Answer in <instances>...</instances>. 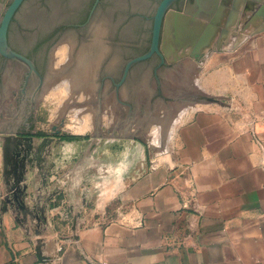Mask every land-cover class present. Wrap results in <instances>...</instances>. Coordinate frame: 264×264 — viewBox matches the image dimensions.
<instances>
[{
    "label": "crops",
    "instance_id": "obj_1",
    "mask_svg": "<svg viewBox=\"0 0 264 264\" xmlns=\"http://www.w3.org/2000/svg\"><path fill=\"white\" fill-rule=\"evenodd\" d=\"M204 67L219 101L149 134L145 146L129 136L123 150L115 116L83 138L52 111L38 118L50 108L45 98L29 121L0 106V130L14 129L0 133V264H48L39 238L56 264H264V31L230 36ZM55 124L61 133L50 132ZM25 135L53 138L45 167L19 185L28 207L45 208L41 222L3 200Z\"/></svg>",
    "mask_w": 264,
    "mask_h": 264
},
{
    "label": "flooded vegetation",
    "instance_id": "obj_2",
    "mask_svg": "<svg viewBox=\"0 0 264 264\" xmlns=\"http://www.w3.org/2000/svg\"><path fill=\"white\" fill-rule=\"evenodd\" d=\"M13 1L0 0V32L3 17ZM157 1L158 7L162 0ZM30 2L31 0H22L17 6L6 30L5 43L7 47L4 49L0 45V106L13 117V120L29 121L33 118L36 106L42 103L50 86L64 82L63 79L61 80V76L56 77L54 75V70H58L61 64V66H67L71 61H78L79 56L89 50L95 37V26L100 24L97 20V14L103 7L105 0H77L65 8H56L54 14L44 17L40 26L34 30V34L28 36L22 33L26 25H23L24 21L20 19V16H25ZM52 2L59 3V0H52ZM186 5L187 0H175L169 9L183 11ZM157 7L152 14L147 15V18L152 21V28L150 30L151 37L146 47L128 56L122 63L118 41L119 27H113L109 24L102 36L107 50L94 70L92 81L90 80L91 84H94L90 85L92 89L86 90L83 86L73 87L71 100L68 104L74 105L77 109L85 104L90 103L92 105L91 109L97 123L93 134H102L98 122L103 115L102 106L106 101L115 108L111 114L117 119L116 130L114 131L116 134L120 133L123 136L126 133L137 136L143 134V131L149 126V121L145 120L144 115L153 110V101L151 100V91H148L145 84L142 83V79L149 71H152L156 79L158 93L166 101L167 96L163 92L162 71H166V74L170 75L171 73L179 74L185 69L186 58L170 61L165 55L162 58L158 52H154L145 59L135 61L128 67V63L132 59L146 54L151 49ZM57 14L62 18L55 19ZM163 36L164 20L160 32V43H162ZM62 42L68 44V54L64 60H60L58 55L54 54L56 47ZM10 51H15L30 59L35 68L32 69L23 60L11 56ZM98 53L97 51H89V55L92 56ZM59 60L61 64H58ZM178 93V96L181 95L179 97L187 94L189 97V94L193 92ZM123 105H126L124 113H122ZM67 107L59 109L58 114L61 123L67 120L68 111L71 109ZM77 109H74L73 112H77ZM42 111L43 114L47 113L46 109H42ZM138 121L137 130H131L130 123ZM113 129L105 131L104 134L112 133ZM56 130L52 127L50 132L55 134ZM59 130L61 133L62 130ZM38 132H43V129L38 130Z\"/></svg>",
    "mask_w": 264,
    "mask_h": 264
},
{
    "label": "water",
    "instance_id": "obj_3",
    "mask_svg": "<svg viewBox=\"0 0 264 264\" xmlns=\"http://www.w3.org/2000/svg\"><path fill=\"white\" fill-rule=\"evenodd\" d=\"M22 0H14L8 7L1 25L0 45L5 49L6 30L9 20L17 6ZM175 0H162L155 14L153 42L149 52L132 59L128 67L135 61L150 57L154 52H158L162 58L167 56L170 61L180 58L195 59L197 62H203L204 59L215 50H221V44L229 39L230 36L242 39L255 33L264 31V0H187V5L183 11L169 9ZM165 18V19H164ZM164 20V36L160 43V32ZM4 49H2L4 51ZM163 52H162V51ZM11 56L17 57L26 62L32 69L34 65L30 59L15 51H10ZM173 59V60H172ZM185 69H189L186 65ZM192 89L181 82L179 91L190 93ZM192 92V91H191ZM188 99L197 101L211 102L219 101L216 97L203 94H195ZM151 119L160 118L151 114ZM57 124L53 127L57 129ZM13 132L14 129L0 130L1 134ZM57 129L55 134H59ZM23 140L16 143L17 149L14 150L15 158L11 160L15 171L14 180L9 186V192L4 202L11 203L18 213L25 216L30 215L37 222H41L45 208L35 206L30 208L26 205L23 195L24 190L20 189V182L25 178V173L30 169L45 167V151L48 145L53 141L52 136H45L40 141L34 143L33 137L22 136ZM29 140V142H27ZM53 167V166H52ZM51 168L46 169L47 173ZM46 175V174H45ZM46 182V181H45ZM25 185L23 186V188ZM23 190V192H21ZM80 222V213L76 214L73 231L77 238V227ZM45 240H37V251L40 258L48 264H56L58 255H51L43 252Z\"/></svg>",
    "mask_w": 264,
    "mask_h": 264
},
{
    "label": "rangeland",
    "instance_id": "obj_4",
    "mask_svg": "<svg viewBox=\"0 0 264 264\" xmlns=\"http://www.w3.org/2000/svg\"><path fill=\"white\" fill-rule=\"evenodd\" d=\"M77 0H59V3H53L52 0H31L27 6L26 14L24 17L20 16V19L24 21L25 30H22L23 35L32 36L34 30L40 26L41 21L44 17L52 16L56 11V8H65L74 4ZM157 0H105L103 7L97 14V20L99 23H103L106 29L108 25L111 24L113 27H119V45H120V60L125 62L126 58L146 47L148 40L151 37L152 21L147 18V15L152 14L157 7ZM62 17L57 14L55 19H61ZM68 44L65 42L60 43L56 47L54 54H57L60 60H64L68 54ZM113 54V52H112ZM59 60V61H60ZM206 58L203 62H197L195 59L186 58L184 64L189 65V69L182 70L179 74L167 75L166 71H162V84L163 92L167 96V100L162 99L159 95L156 87V79L152 73L149 71L147 75L142 79V83L148 91H151V100L153 101V110L144 115L145 120L149 121V126L143 131L140 136L134 137L136 143H142L144 146L150 141L149 134L153 133L157 136H162L163 133L173 129L178 122H180L186 114L200 106L208 105V102L197 101L188 99L187 95L182 97L178 96L180 83L184 81L195 94H203L211 97H216L215 92L211 89L212 87L208 83V75L206 74V69L204 64ZM69 90V91H68ZM72 89L69 88L68 83H60L56 86H50L49 90L45 95V101L48 102L50 106L47 113L38 118L45 119L48 117L49 112L52 111L49 118L59 119V109L61 107L71 108L68 111L67 124L69 133H80L78 136L83 138L90 137L91 134L95 133V127L97 126L96 120L94 118L93 112L88 107L89 104H85L77 109L74 105H69L71 100ZM193 93L189 94L190 97ZM44 100V99H43ZM163 100V101H161ZM105 105H111L107 101ZM112 106V105H111ZM78 110L73 112V110ZM115 108H111V113ZM114 110V111H113ZM126 111V105L122 107V113ZM110 113V114H111ZM111 114V115H112ZM151 114H154L160 118V124L157 125V120L150 118ZM105 111L101 117L102 122L109 123L110 119L113 120L114 116H111ZM111 116V117H109ZM41 119V120H42ZM162 124L166 127H163ZM85 127L82 129V127ZM167 128V131H166ZM135 129L134 131H136ZM45 132V130H43ZM126 133L125 137L122 139L123 150L125 149V144L129 143V136H135L133 134L128 135ZM148 159V157H147Z\"/></svg>",
    "mask_w": 264,
    "mask_h": 264
},
{
    "label": "bare ground",
    "instance_id": "obj_5",
    "mask_svg": "<svg viewBox=\"0 0 264 264\" xmlns=\"http://www.w3.org/2000/svg\"><path fill=\"white\" fill-rule=\"evenodd\" d=\"M105 30L106 27L102 23L96 24L94 40L89 47V50H87L85 54L79 56L78 61H71L67 66H61L62 64L58 61V64L61 65L58 70H54V75L56 77L61 76V80L63 79L64 82L68 83L70 89L75 86H83L86 90L92 89L90 85L94 84H91L90 80L93 77L95 68L98 66V63L107 50L102 38L103 34L106 32ZM89 51H97L99 53L92 56L89 55Z\"/></svg>",
    "mask_w": 264,
    "mask_h": 264
}]
</instances>
